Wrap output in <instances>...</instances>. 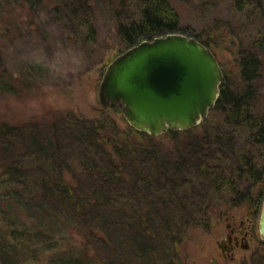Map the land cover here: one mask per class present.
<instances>
[{
    "label": "trees",
    "instance_id": "1",
    "mask_svg": "<svg viewBox=\"0 0 264 264\" xmlns=\"http://www.w3.org/2000/svg\"><path fill=\"white\" fill-rule=\"evenodd\" d=\"M36 1L41 3L42 0ZM44 1L58 3L60 0ZM124 1L119 0L121 7H125ZM134 2V15L123 10L116 27L118 36L128 48L144 39L189 31L183 27L180 14L169 0ZM236 3L241 10V2ZM68 7L72 8H67L70 15L79 18L81 15L80 21L75 20L74 27L70 28L75 29L84 42L93 41L95 28L89 19L88 0H75ZM191 33H196V37H191L210 48V36L207 39L196 31ZM254 44L264 47V32L261 37L258 35ZM240 53L237 61L239 84L232 87L222 81L218 99L209 112L221 116L222 127L211 124L200 131L198 128L206 123L205 119L191 129L170 130L161 135L185 138L184 148L177 149V164H181L183 171L192 174L199 183L197 192L187 186L194 200H173L166 205L167 200L157 193V200L150 199L154 196L150 193L151 185L157 182L158 176L153 179L148 174L135 179L127 174L128 163L138 156L145 161L157 162L159 159L157 152L149 148L153 136L130 126L118 130L105 117L88 123L73 121L75 127L71 128L70 140L77 143L74 161L88 176L89 183L86 190L78 192L75 184L65 179L72 171L62 148L46 142L39 134L29 138L17 136L14 126L0 122L3 195L8 201L11 199L19 204L16 208L23 214H38L52 221V217L59 214L65 222L74 221L72 226L80 228L78 234L60 235L57 245L47 248L39 246L45 240L50 246L46 229L34 223L12 228L2 216L0 264H43L40 258L37 259L39 254L45 255V264H184L181 246L188 230L195 227L206 229L215 205L226 202L232 206L247 203L257 207L264 182V119L255 112L262 62L253 53L243 50ZM238 130L246 132V140L254 149L253 155L247 152L237 157L235 153L234 167H216L213 160L223 158L227 153L224 148L235 150L234 139ZM208 148L216 155L206 151ZM254 155L261 157L263 166L257 163ZM35 161L40 168L32 166ZM159 161L162 165L166 163L163 158ZM172 192L176 194V191ZM169 205L182 207L178 220L163 214ZM186 207L191 213H187ZM5 208L12 218L20 219L9 206L0 203L1 213ZM1 224L6 226L2 228ZM32 233L36 238L42 236V242L35 241ZM63 235L68 236L67 242L61 238ZM251 264H264V259L254 255Z\"/></svg>",
    "mask_w": 264,
    "mask_h": 264
},
{
    "label": "rangeland",
    "instance_id": "2",
    "mask_svg": "<svg viewBox=\"0 0 264 264\" xmlns=\"http://www.w3.org/2000/svg\"><path fill=\"white\" fill-rule=\"evenodd\" d=\"M42 1L0 0V122L14 126L17 136L29 138L39 134L46 142L62 148L72 171L65 179L75 184L78 192H83L89 186L88 176L74 161L77 143L70 140L71 128L74 120L88 123L100 117L113 122L118 130L129 127L120 108L101 106L98 89L107 66L128 49L118 36L116 27L123 10H129L134 15L135 0H125V7H121L119 0H88L91 8L89 19L95 28L91 42H84L75 29L70 28L74 27L75 20L80 21L81 18V15L80 18L75 17L67 11V8L72 10L68 6L75 0H60L58 3ZM169 1L180 14L183 27L189 28L188 32L175 33L196 37V33H191L196 31L205 38L211 37L210 49L222 70L225 83L232 87L239 84L237 61L241 56L240 51L253 53L259 58L262 70L255 112L264 119V47L254 44L258 35L261 37L264 32V14H261L264 13V0ZM238 1L241 2V10H238ZM206 123L198 129L202 131L204 126L211 124L222 127L221 116L210 114ZM246 137V132L238 130L234 139L235 150L224 148L227 153L222 159L215 158L213 164L222 169L232 168L235 153L237 157L247 152L254 153ZM153 138L149 148L157 152L158 161H145V158L138 156L127 162V174L135 179L148 174L153 179L158 176L157 182L151 185L150 193L154 196L150 199L157 200V193L167 200L165 203L173 200L185 202L187 198L194 200L187 186L197 192L199 183L192 174L183 171L181 164H177V149L184 148L185 138L166 135ZM206 151L212 152V149ZM161 158L166 161L163 165L159 161ZM255 159L262 165L261 157L255 156ZM39 165L36 161L32 164L37 168H40ZM2 176L0 172V203L9 206L20 218H12L6 208L3 213L0 211V217H4L7 226L13 228L34 223L46 229L50 246H47L46 240L39 246L47 248L57 245V238L64 233L78 234L80 228L72 226L74 221L65 222L59 214L54 215L52 221L38 214L26 215L19 211L16 208L19 204L11 202V199L8 201L2 193ZM262 188L263 195L257 207L247 203L232 206L223 202L211 209L210 224L206 229L195 227L188 230L181 246L184 264H211L212 261L216 264H251L254 255L264 259V238L258 232L264 182ZM172 191H176V194ZM169 206L163 214L178 220L181 213L179 208L182 207ZM186 209L187 213H191ZM228 223L235 228L236 233L247 234L248 247H237L232 254L225 251L224 255L220 243L227 239ZM241 223L243 227L239 230ZM1 226L3 228L6 225ZM33 234L35 241L41 240L42 236L36 238ZM61 238H65V242L69 239L66 235ZM38 256L37 259L40 258L45 264V255Z\"/></svg>",
    "mask_w": 264,
    "mask_h": 264
},
{
    "label": "water",
    "instance_id": "3",
    "mask_svg": "<svg viewBox=\"0 0 264 264\" xmlns=\"http://www.w3.org/2000/svg\"><path fill=\"white\" fill-rule=\"evenodd\" d=\"M222 81L209 47L194 37L168 33L142 40L116 57L102 76L98 100L104 108H120L134 130L158 137L203 122ZM258 232L264 238V197ZM220 246L223 253L229 250L224 241Z\"/></svg>",
    "mask_w": 264,
    "mask_h": 264
},
{
    "label": "flooded vegetation",
    "instance_id": "4",
    "mask_svg": "<svg viewBox=\"0 0 264 264\" xmlns=\"http://www.w3.org/2000/svg\"><path fill=\"white\" fill-rule=\"evenodd\" d=\"M243 223L240 224L239 230H242ZM227 228L229 231V234L227 236V239L225 240V245L229 249L228 252L232 254L233 250L237 247L247 248V234H240L236 233L235 228L228 223ZM225 255V252H224Z\"/></svg>",
    "mask_w": 264,
    "mask_h": 264
}]
</instances>
